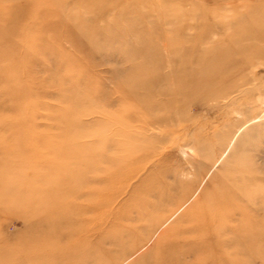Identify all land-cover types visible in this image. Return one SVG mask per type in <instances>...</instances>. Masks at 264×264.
<instances>
[{
    "label": "rangeland",
    "instance_id": "374dc122",
    "mask_svg": "<svg viewBox=\"0 0 264 264\" xmlns=\"http://www.w3.org/2000/svg\"><path fill=\"white\" fill-rule=\"evenodd\" d=\"M134 263L264 264V0H0V264Z\"/></svg>",
    "mask_w": 264,
    "mask_h": 264
},
{
    "label": "bare ground",
    "instance_id": "6f19581e",
    "mask_svg": "<svg viewBox=\"0 0 264 264\" xmlns=\"http://www.w3.org/2000/svg\"><path fill=\"white\" fill-rule=\"evenodd\" d=\"M12 8V5H11ZM19 10V8L17 7V5L14 3L12 10L10 9V12L12 13H17V11ZM134 264H140V263H134ZM144 264V263H143Z\"/></svg>",
    "mask_w": 264,
    "mask_h": 264
}]
</instances>
